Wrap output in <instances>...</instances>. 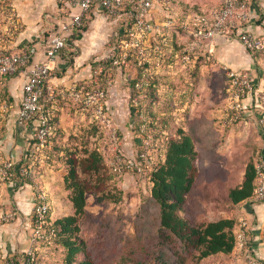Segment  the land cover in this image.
Returning a JSON list of instances; mask_svg holds the SVG:
<instances>
[{
	"label": "rangeland",
	"instance_id": "374dc122",
	"mask_svg": "<svg viewBox=\"0 0 264 264\" xmlns=\"http://www.w3.org/2000/svg\"><path fill=\"white\" fill-rule=\"evenodd\" d=\"M157 4V0H154L148 16L156 30L142 38H137L136 29L134 36L124 38L118 22L120 16L103 13L96 17L90 15V11L85 14V35L78 40L73 39L62 51L65 53V69L73 67L74 60L78 61L76 71H81L82 77L72 84L86 85L93 101L89 105L84 104V97L74 100L67 92L63 96L58 94L61 87H68L64 83L73 79L75 72L61 69L49 72V78L54 74L65 75L57 84L48 80L54 98L47 94L44 96L47 106L54 103L53 115L58 116L59 130L54 143L64 147L63 155L70 153L72 157L80 158L85 149L99 147L104 157L101 174L87 178L89 191L79 233L94 264H115L124 247L134 246L141 241L150 252L146 255L141 253L140 257L149 264H156V255L162 247L157 237L158 209L145 191L148 179L143 178V173L137 175L131 167H123L119 172L114 169V164L118 161L124 164L128 159H134L137 148H140L148 159L147 166H151L158 144L155 133H161L163 125L171 133L178 127L190 129L196 138L199 177L197 189L188 199L186 209L189 213L195 210V196L204 195L203 186L209 185L214 190L223 191V182L242 175L246 163L257 159L264 144V129L255 113L234 122L226 121L228 72L233 68L220 60L212 50H202L201 53L205 54L196 60L191 56L188 60L185 58L191 49L189 30L192 21L188 24L189 29H184L179 19L185 13L199 14L203 9L193 6L171 8L172 13H177L172 22H157L158 17L168 19L160 15L163 9L157 8ZM258 22L264 28L263 16ZM259 35L264 36V33ZM251 55L255 57V64L247 70L251 72L257 87L261 85L264 88V80L261 82L264 78V48ZM24 68L25 65L19 66L13 74ZM13 74L1 75L0 82L3 83L5 77ZM150 80L154 81L153 97L147 90ZM1 85L0 112L7 99ZM100 90L103 97L99 103L103 105L104 116L108 119L104 121L94 116L98 98L96 93ZM138 107L139 111L136 109ZM145 133L149 136L138 147L141 134ZM61 190L62 198L67 203L68 191ZM111 195L120 198L114 201L109 199ZM209 204L214 206L212 200ZM261 210L262 218L249 214L243 205L234 211L239 218V226L241 221L247 223L248 243L251 242L253 246V241H256L263 255L264 246L260 237L264 232V208ZM70 213L72 207L68 205V210L66 208L51 217L56 219ZM247 249H250L248 244ZM38 251L42 259L38 264H61L60 250L53 245H42ZM250 258L244 248H235L229 255L209 256L190 264H250Z\"/></svg>",
	"mask_w": 264,
	"mask_h": 264
},
{
	"label": "trees",
	"instance_id": "16d2710c",
	"mask_svg": "<svg viewBox=\"0 0 264 264\" xmlns=\"http://www.w3.org/2000/svg\"><path fill=\"white\" fill-rule=\"evenodd\" d=\"M124 4V9L127 10L130 7L129 0H125ZM210 9L201 11L199 14L208 13ZM196 15L193 14L191 17ZM183 18L184 16L179 19L180 26ZM84 20L83 18L81 24L68 37L67 44H70L73 39H78L82 32L87 29ZM118 22L121 24L124 38L127 37L128 29L134 25L133 17L122 14ZM189 32L193 38V34L191 31ZM206 46L207 43L204 42L201 47L194 51H188L192 59L196 60L202 57L205 53L202 54L201 51L204 52ZM153 82L150 80L147 89L152 97L154 94L152 91ZM229 82L228 77V84ZM254 88L264 91V88L257 87L256 83H254ZM253 93L254 91L249 94L252 96V101L254 99ZM228 96L227 91L226 103ZM136 109L139 111V107ZM57 121L58 116L52 115L51 122L55 127L54 136L51 147L47 150L49 157L44 164L55 171L64 170L62 185L63 189L68 191L67 199L72 207V213L53 219L51 217L52 205H50L45 224L41 230V237L37 238L33 244L34 259L32 264L41 263L42 259L38 249L42 245H53L58 248L61 253V264H94L88 253L86 243L79 233L85 216L86 194L89 191L87 178L98 177L101 174L104 157L99 147L85 149L84 155L80 158L72 157L70 153L63 155L64 147H59L57 143H54L56 133L59 130ZM141 135L140 144H138L140 146L138 147H141L143 139L149 136L146 133ZM155 137L158 144L156 145L157 152L153 164L148 167L147 157L142 159L140 156L141 149L137 148L134 156L142 162L143 170L139 172L132 168V171L139 176L143 173V178L148 179L145 191L148 192L158 209L157 237L162 248L156 255V264H190L209 256L233 253L237 246V232L240 222L234 210L242 205L246 207L247 211H252L253 207L257 205L264 208V201L253 199L258 183L256 163L262 156L264 157V144L257 159L246 163L242 175L223 182V191L214 190L209 185L203 186L204 195L195 196L193 203L195 210L189 213L186 209L188 199L197 189L199 177V169L196 164L198 156L196 138L190 129L185 130L178 127L175 132L171 133L166 125L162 126L161 133H155ZM26 166H31L30 159H28ZM13 178H21L30 183L34 180L33 176L25 177L19 174H15ZM119 198L120 196L114 195L109 197L114 201ZM210 200L213 201L214 206L209 204ZM246 229L248 230V228ZM260 238L264 242L263 234ZM253 242V246L251 242L248 243L250 249L249 251L247 249L246 253L251 257L252 264H264V254L262 255L261 249L257 248L256 241ZM148 252L150 251L143 241L134 246H126L118 255L115 264H149V261L140 257L141 253L146 255ZM28 257L29 255L24 250L18 252L14 248L4 255L0 250V262L3 264L11 259L15 264H24Z\"/></svg>",
	"mask_w": 264,
	"mask_h": 264
},
{
	"label": "built area",
	"instance_id": "2783aa9c",
	"mask_svg": "<svg viewBox=\"0 0 264 264\" xmlns=\"http://www.w3.org/2000/svg\"><path fill=\"white\" fill-rule=\"evenodd\" d=\"M125 0H66L68 12L59 18L57 27L46 31L43 35L42 59L32 62L33 56L37 53L36 45H26L15 47L12 44L13 34L22 28V24L17 19L13 0H0V75L13 74L19 66L29 65L27 76L23 84V94L17 110L19 121L33 122L31 141L27 149V158L30 159L31 166L16 167L15 162L9 157H5L0 150V182L12 179L15 174L30 177L35 164H44L49 157L48 149L51 147L54 136V125L51 122L54 103L46 105L44 96L53 97L52 87L49 84L50 64L54 62L60 51L66 47L68 37L81 24L85 14L92 9H100L107 15L115 17L127 14L134 19V28L129 29L128 36L142 38L146 33L156 30L155 25L149 19V11L154 6V0H129L130 7L125 10ZM250 0H224L218 7H212L208 13L197 14L195 17L186 16L181 20V27L189 29L190 21L192 28L189 31L193 34L190 50L193 51L207 44L213 43L216 37H226L236 39L244 49L254 54L264 48V36L256 34L250 28L252 11ZM45 32V31H44ZM206 51H211L207 48ZM189 52L185 58L188 60ZM229 87L228 101L225 106V118L227 122H234L239 118L252 113L256 114L259 124L264 129V91L254 88V80L247 69L233 70L228 72ZM1 83V82H0ZM139 86V82L136 83ZM254 91L255 108L252 112H247L245 104L246 98ZM67 92L74 100H81L84 97V104L89 105L92 101L90 91L85 84H71L66 88H60L58 94L65 95ZM97 101L95 102V117L106 120L103 113V105L99 100L103 97V91H97ZM8 105H2V111H6ZM108 120V119H107ZM140 156L146 159L145 153L141 151ZM118 157V156H117ZM119 160V157L117 158ZM124 168H135L142 172L143 164L136 158L128 159L124 164L119 161L114 164V169L122 171ZM258 183L255 188L253 199L264 201V157L262 156L256 163ZM51 203L46 190L36 187V200L33 203L29 216V240L26 249L29 255L26 263L32 264L34 259L33 244L37 238L41 237V230L46 221L47 211ZM14 217V212L1 214L0 222H7ZM246 221H241L237 232L236 248L247 250ZM264 227V219L262 221ZM263 235L264 232L262 231ZM264 246V242L261 243ZM249 263L252 264L251 258ZM4 264H15L11 259Z\"/></svg>",
	"mask_w": 264,
	"mask_h": 264
},
{
	"label": "crops",
	"instance_id": "0c3cea01",
	"mask_svg": "<svg viewBox=\"0 0 264 264\" xmlns=\"http://www.w3.org/2000/svg\"><path fill=\"white\" fill-rule=\"evenodd\" d=\"M224 0H157V8H162L161 16L168 19L158 17V21L172 22L177 13H172L171 8H186L193 6L196 9L207 11L212 7L219 6ZM253 21L251 22V30L256 34H263V27L258 22L263 16L264 19V0H250ZM17 19L22 24V28L13 36L12 44L15 47L26 45H36L37 53L33 56L32 62H36L43 57L42 40L46 31L53 30L57 27L60 17L66 14L69 8L66 6V0H13ZM90 15L98 16L104 12L100 9H92ZM190 16L189 13L182 15ZM45 31V32H44ZM83 31L81 36H84ZM79 37V38H80ZM78 38V39H79ZM75 39V40H78ZM15 41V42H14ZM76 42V41H75ZM209 48L214 51L215 55L220 58L226 65L233 70L250 69L255 64V57L247 52L244 47L234 38L216 37L213 43L207 44L205 50ZM63 53V54H62ZM64 51L57 55L54 62L50 64V71L75 72L73 79L64 83L70 86L74 81L82 77V73L77 72L78 61L74 60L73 67L65 69ZM75 58V57H74ZM79 64V63H78ZM29 65L16 74L9 75L1 82L2 90L6 95V103L8 107L6 111L0 112V150L5 157L12 159L16 167H27V149L31 141L33 122L19 121L17 118V110L23 94V84L25 82ZM65 77L64 74H54L49 78L52 84L61 82ZM264 78L262 77L261 82ZM49 83V84H51ZM262 84V83H259ZM262 87L259 85V88ZM8 100V101H7ZM3 103V104H4ZM247 112L254 111L255 101L252 96H248L245 100ZM30 168V167H29ZM64 172L61 170H53L43 164H35L32 168L31 176L34 180L32 183L22 180L21 178H12L0 182V215L14 212V217L0 224V250L2 255L8 253L14 248L16 251L24 250L29 240V216L33 203L36 200V187L46 190L48 198L52 205V213L58 214L61 211L68 210L69 202L65 203L62 198V177ZM263 206H254L249 214L256 215L258 218L263 216ZM61 216V215H60ZM58 218V217H56Z\"/></svg>",
	"mask_w": 264,
	"mask_h": 264
}]
</instances>
